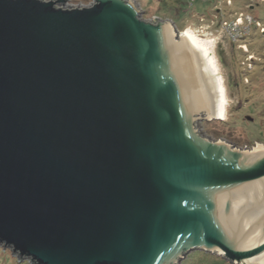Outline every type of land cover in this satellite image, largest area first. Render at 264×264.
Listing matches in <instances>:
<instances>
[{
    "label": "water",
    "instance_id": "water-1",
    "mask_svg": "<svg viewBox=\"0 0 264 264\" xmlns=\"http://www.w3.org/2000/svg\"><path fill=\"white\" fill-rule=\"evenodd\" d=\"M0 0V244L32 264H264V148L204 135L215 53L136 0Z\"/></svg>",
    "mask_w": 264,
    "mask_h": 264
},
{
    "label": "rangeland",
    "instance_id": "rangeland-1",
    "mask_svg": "<svg viewBox=\"0 0 264 264\" xmlns=\"http://www.w3.org/2000/svg\"><path fill=\"white\" fill-rule=\"evenodd\" d=\"M93 0H66L63 8ZM143 18L171 19L180 33L191 31L207 44L226 71L229 92L223 118L202 119L199 130L241 148L264 144V0H136ZM179 11V14L177 12ZM256 123L258 127L255 126ZM202 250L190 253L181 264ZM213 264H233L222 256ZM215 259V258H213ZM0 264H32L0 244Z\"/></svg>",
    "mask_w": 264,
    "mask_h": 264
},
{
    "label": "trees",
    "instance_id": "trees-1",
    "mask_svg": "<svg viewBox=\"0 0 264 264\" xmlns=\"http://www.w3.org/2000/svg\"><path fill=\"white\" fill-rule=\"evenodd\" d=\"M195 0H189V2H194ZM185 2H187V0H185ZM177 14H179V11L177 12ZM258 127V124L256 123V125ZM197 254L190 257V260L188 262L192 263V262H198L200 264H213L214 261L216 260H219L218 258H216L217 256L215 255H210V254H205L203 251H199V252H196ZM215 258V259H213Z\"/></svg>",
    "mask_w": 264,
    "mask_h": 264
},
{
    "label": "bare ground",
    "instance_id": "bare-ground-1",
    "mask_svg": "<svg viewBox=\"0 0 264 264\" xmlns=\"http://www.w3.org/2000/svg\"><path fill=\"white\" fill-rule=\"evenodd\" d=\"M183 33H188V34H190L191 36H193L194 38H196L198 41H200L201 43H203L202 41H201V39L196 35V34H194L193 32H191V31H185V32H183ZM204 44V43H203ZM205 46H207V44H204ZM208 47V46H207ZM227 101V100H226ZM225 107H224V111H223V117L225 116ZM259 145V147L260 148H264V144H258Z\"/></svg>",
    "mask_w": 264,
    "mask_h": 264
}]
</instances>
